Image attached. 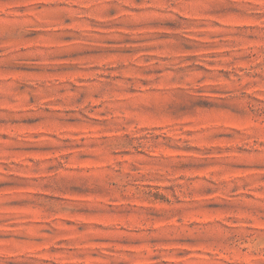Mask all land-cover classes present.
<instances>
[{
    "label": "rangeland",
    "instance_id": "rangeland-1",
    "mask_svg": "<svg viewBox=\"0 0 264 264\" xmlns=\"http://www.w3.org/2000/svg\"><path fill=\"white\" fill-rule=\"evenodd\" d=\"M0 264H264V0H0Z\"/></svg>",
    "mask_w": 264,
    "mask_h": 264
}]
</instances>
